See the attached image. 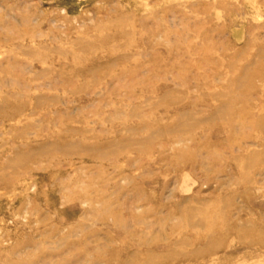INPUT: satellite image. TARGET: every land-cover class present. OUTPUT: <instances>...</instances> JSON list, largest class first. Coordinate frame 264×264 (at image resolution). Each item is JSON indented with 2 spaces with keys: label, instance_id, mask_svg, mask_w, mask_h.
Wrapping results in <instances>:
<instances>
[{
  "label": "rangeland",
  "instance_id": "obj_1",
  "mask_svg": "<svg viewBox=\"0 0 264 264\" xmlns=\"http://www.w3.org/2000/svg\"><path fill=\"white\" fill-rule=\"evenodd\" d=\"M0 264H264V0H0Z\"/></svg>",
  "mask_w": 264,
  "mask_h": 264
}]
</instances>
